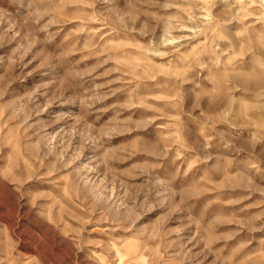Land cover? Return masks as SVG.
<instances>
[{
    "label": "rangeland",
    "instance_id": "obj_1",
    "mask_svg": "<svg viewBox=\"0 0 264 264\" xmlns=\"http://www.w3.org/2000/svg\"><path fill=\"white\" fill-rule=\"evenodd\" d=\"M0 264H264V0H0Z\"/></svg>",
    "mask_w": 264,
    "mask_h": 264
}]
</instances>
